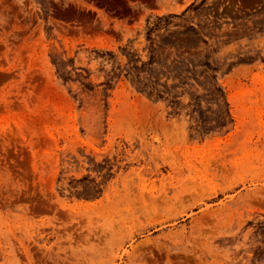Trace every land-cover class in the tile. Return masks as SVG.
Segmentation results:
<instances>
[{"label": "rangeland", "instance_id": "374dc122", "mask_svg": "<svg viewBox=\"0 0 264 264\" xmlns=\"http://www.w3.org/2000/svg\"><path fill=\"white\" fill-rule=\"evenodd\" d=\"M0 264H264V0H0Z\"/></svg>", "mask_w": 264, "mask_h": 264}]
</instances>
